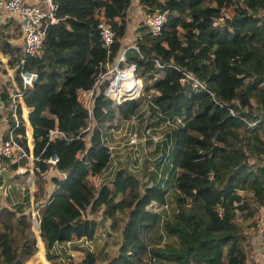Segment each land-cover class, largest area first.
Here are the masks:
<instances>
[{"label": "trees", "instance_id": "trees-1", "mask_svg": "<svg viewBox=\"0 0 264 264\" xmlns=\"http://www.w3.org/2000/svg\"><path fill=\"white\" fill-rule=\"evenodd\" d=\"M53 1L60 20L48 27L41 54L24 57L5 33L10 24L0 25V50L10 67H17L20 87L21 69L38 74L24 100L33 128L35 201L49 182L53 185L38 206L47 259L57 264L54 245L93 240L99 224L111 220L120 235L117 253L100 258L84 248V258L69 264H248L255 250L251 229L264 234L259 214L264 210V0H136L146 14L164 13L166 22L156 36L140 22L133 35L138 50L129 49L128 62L121 65H137L158 122L181 117L185 122L164 128L165 162H157L154 182L144 188L133 169L120 160L114 166L111 154L120 159V152L107 144L111 130L137 114L142 98L118 103L107 96L106 80L91 117L78 98L119 57L135 0ZM101 18L116 33L109 48L100 36ZM1 85L2 100L11 104L10 84ZM18 116L14 133L29 153L21 111ZM9 125L16 126L12 115ZM54 129L65 136L50 139ZM54 154L55 167L66 177L47 163ZM2 158L11 171L18 169V163ZM20 163L28 166V159ZM88 172L114 175L97 188ZM4 179L0 173V196ZM169 195L175 204L170 215ZM23 207L0 205V264H24L39 251L31 215ZM88 209L102 219L90 218ZM154 232L176 241L159 246ZM39 260L49 264L40 252L26 264Z\"/></svg>", "mask_w": 264, "mask_h": 264}, {"label": "built area", "instance_id": "built-area-1", "mask_svg": "<svg viewBox=\"0 0 264 264\" xmlns=\"http://www.w3.org/2000/svg\"><path fill=\"white\" fill-rule=\"evenodd\" d=\"M58 5L53 0H0V23L7 20L12 19L13 17H17L19 24L21 25V32L23 34V46H24V57L27 56H36L41 54V51L44 47V39L46 37L47 29L51 24L57 23L60 18L57 14ZM166 22V16L164 13L160 11H156L154 13H147L145 16V23L150 28V31L153 35H159L162 32L163 26ZM101 39L104 45L109 48L115 42L116 33L111 28V26L101 18V21L98 25ZM138 50V46L136 44L124 48L117 58L116 62L110 63L106 67V71L101 74L99 80L95 83L93 88L89 91H85L82 93L83 97H79V101L85 105V107L89 111V116L91 117L93 111V103L94 98L98 92V88L100 83L104 81H109V85L106 89V94L111 99L117 101L118 103H122L124 101L135 99L142 94L144 90L143 80L137 74L138 67L134 63L127 64L122 66V63L128 62L127 52L129 49ZM25 61L22 60L20 67L24 64ZM20 78L22 81V87L18 83L14 86V90L11 94L12 96V115L16 120V126L10 128L9 134L2 140L1 143V155L11 159L12 162L18 163L17 173L20 175V182L18 185H21L22 191L26 190L27 194L33 197L35 191V182H34V141H33V128L29 122V109L25 103V89L33 87L35 82L38 80V74L34 71L21 69ZM153 102H151L152 104ZM19 111H21V116L25 120L28 137H29V145L30 151L26 153L23 147L17 140V136L15 135V129L20 123V118L18 116ZM233 112V110H231ZM185 123L183 118H178L177 122H172L167 120L164 122L166 127L176 126L180 123ZM92 121L91 118L88 119V127L86 130L91 128ZM251 125H254L251 124ZM127 129V127H126ZM145 135L141 136L138 131L129 132L124 131V135L128 134V144L134 146L137 150L140 149L139 145L143 140L150 139L153 142L157 143L158 139L153 131L152 127L144 128ZM116 132L113 130V133ZM64 135V133L60 132L58 129L51 130L50 139L55 138L58 135ZM143 135V134H142ZM114 137H118V135H114ZM164 139V135L161 138V141ZM163 143V142H162ZM107 144L110 148L115 147L113 140H108ZM134 150L132 154L136 151ZM116 152H112L111 157L114 158V166H118L119 162L115 157ZM131 154V155H132ZM24 158L28 159V166L21 165L20 162ZM58 162V155L54 154L49 157L47 163L52 165L53 173L60 176L66 177V173L57 169L55 165ZM139 158L136 160L134 168L136 166H140ZM136 172L137 170L134 169ZM28 173V176L26 174ZM53 174V175H54ZM26 176V185L23 183V179ZM98 175V174H96ZM214 174H211L213 177ZM86 177H95V175L88 172ZM33 203V200H32ZM220 214H222V210H219ZM39 210L35 208L34 204H32V214L34 216V226L40 224L39 218L37 217ZM163 232V231H162ZM165 237V235H164ZM166 238V237H165ZM94 240V239H93ZM92 239L82 238L77 240H69L65 243H57L52 248V252L55 255H63L66 250H69L72 243H80L84 247L90 248L93 242Z\"/></svg>", "mask_w": 264, "mask_h": 264}, {"label": "rangeland", "instance_id": "rangeland-1", "mask_svg": "<svg viewBox=\"0 0 264 264\" xmlns=\"http://www.w3.org/2000/svg\"><path fill=\"white\" fill-rule=\"evenodd\" d=\"M138 6L139 5H138L137 1L135 0L133 7L131 8V12H130V15L132 16V22L133 23H129V26H128L129 35L132 34L133 30L135 29L134 27H136L139 22L145 21L146 13L143 9H140ZM226 9H228L227 10L228 12H231L230 7L226 6ZM14 28H15V24L11 23L10 26L5 31L6 34H7V32L9 33L7 35L11 36L9 38H10V40H12V43H15L21 37L19 31L14 32ZM13 35L15 36L14 39H13ZM128 37H129L128 35H125V37L123 38L125 40V42H126ZM131 37H132V35H131ZM0 55H1V53H0ZM149 95H150V93H148L146 90L145 91L143 90L142 94H140V96H139L140 98H142V105L139 108V111L137 112V114L129 121H126V120L121 121L118 124V127H116V128L114 127L111 130L112 133H113V130H115L116 132H114L113 134L118 135V137L113 136V139H112L114 141L115 147H117L115 149L119 150V152H120L119 153L120 159L117 158L116 160H120V162H122V166L127 165L129 168H131L133 170L134 169L137 170L136 173L138 174V179L140 180V184H142L143 188L147 184H151V185L153 184L154 177L152 176V173L154 171H157V168H158V166H156L157 162H160L162 164H164V162H165V161L163 162V159H162V157H163V152H162V148H163L162 144L163 143L162 142L166 138H164L162 141H161V138L163 135H165L164 133H165L166 129H164V128L166 127V125H165V123H163L161 121L158 122L157 117H154L152 115V111H153L151 108V102L152 101H151V98ZM113 121L112 122L109 121L108 124L113 126L114 125ZM150 122H152V123H150ZM156 122H158V123H156ZM126 127H127V129H126ZM145 127H152L153 128L154 133H156L155 135L158 136L157 137L158 142L155 143L150 139L143 140L141 142V144L139 145L140 149L136 150L134 148V146L128 144V140H127L128 134L124 135L123 133H124V131L127 130L129 132V136H130V132L136 130L139 133L142 131L143 135H141V134L140 135L144 136L145 135V131H144ZM159 147L161 149H159ZM134 150H136V151L132 154V152ZM129 156H131V158H129ZM138 158H139V161L141 164H140L139 168H138V166H136L137 168H134L136 160ZM160 167H162V166H160ZM109 171H111V170H109ZM113 172H105L103 174L95 175V177H92V178H90V177H86V178L88 180H90V182L92 184H94L97 188H101L104 183L111 181V179L113 178V175H114ZM26 176H28V173L26 174ZM26 176H25V179H23V183L25 185H26V179H27ZM151 178H153V179H151ZM18 186H19V190L21 192H23L21 185H18ZM52 188H53V185L51 184V182H49L47 189H46V193L42 197L45 198ZM11 193L12 194H18L19 192H17V190L13 189V191ZM24 193L26 194L24 197L15 196L16 201L17 200L20 201V203H17V205L23 204V206H26V207H23L22 210H25V212H27L28 214L31 215V218L32 217L34 218V216L32 215V203L29 206L28 201H27V199L29 200V198H27L28 194H27L26 190L24 191ZM30 198L33 199L34 197H30ZM169 198H170V195L168 196V199ZM7 200H9V203H11L9 195L7 196V199H4V200L0 199V204L3 205V203L4 204L7 203ZM21 202H23V203H21ZM169 202L170 203H169L168 214L170 215L173 211H175V204H174V201L171 200V198H170ZM28 206L31 208H29ZM34 206H36V201L34 203ZM87 213L89 214L90 218H96L97 220L102 219L101 214H98V215L90 214L89 209L87 210ZM259 214H260V221H261L262 218H264V210H262V212ZM110 221L111 220H109L108 222H110ZM261 222H263V221H261ZM105 224L106 225L101 227L100 230L98 231L99 232L98 233V237H99L98 240H100V239L101 240L98 242H95L94 248H93L94 252H96L99 257L103 256L104 254L114 255L117 253L118 248H119V245H118L119 244L118 241L120 239L119 233L117 231L113 230L111 223L106 222ZM33 229L35 231L34 226H33ZM159 232L161 233L162 231L160 230ZM38 233L39 232L35 231L36 238L38 237ZM153 237H154L153 243L160 242L159 244H157L159 246H164L163 244L168 242V240L176 241V238L168 239V238L164 237V234L158 235L155 232L153 233ZM249 240L252 242L251 247L253 245L255 250H254V253H252V255L250 256L248 264H264V244L261 247L259 246V242L264 241V234H263L262 230L255 231L254 229H251ZM257 251L261 254H258ZM255 252H257L256 259H255ZM84 254H85V252H84ZM56 256H57L56 258H59L62 256V254L56 255ZM29 260L24 262V264L29 262ZM70 261H71L70 258H67V256H64L63 259H57L55 262L57 264H67V263L69 264ZM41 262L42 261L39 260L38 262H36V264H42Z\"/></svg>", "mask_w": 264, "mask_h": 264}, {"label": "crops", "instance_id": "crops-1", "mask_svg": "<svg viewBox=\"0 0 264 264\" xmlns=\"http://www.w3.org/2000/svg\"><path fill=\"white\" fill-rule=\"evenodd\" d=\"M140 9H142V7L139 5L138 6ZM130 12H131V10H130ZM11 23H15V28H14V32H16V31H19L20 32V35H21V37L15 42V43H12V40H10L11 41V43L13 44V45H16V46H20L21 48H22V51L24 52V46H23V34H22V32H21V25L19 24V21L17 20V17H13L12 19H7V20H5V21H3V22H1L0 23V25H3V24H11ZM130 23H133L132 22V16L130 15ZM140 23V22H139ZM139 23L137 24V26L136 27H134L135 29L133 30V32H132V37H131V35H129V31H127V33H126V35H128L129 37L127 38V40H126V42H125V40L123 39V42H124V46H123V49L124 48H128V47H130V46H132V45H134V44H136L135 42H134V38H133V35H134V31L137 29V27H138V25H139ZM9 30V29H8ZM129 30V29H128ZM7 34H9L8 32H7ZM14 35H13V39H14ZM0 53H1V55H0V85L2 84V83H6V82H8L9 84H10V92H11V94H12V92H13V88H14V86L16 85V83H18L17 82V80H16V72H17V67L16 68H12V67H10V65H9V63H8V57L5 55V54H3L2 53V51L0 50ZM18 67H19V65H17ZM2 86V85H1ZM1 86H0V88H1ZM83 92H85V91H80L79 92V94H78V96L80 97H83V95H82V93ZM12 97V96H11ZM11 109V110H10ZM10 115H12V103L11 104H6L3 100H2V97H1V91H0V173L2 174V175H4L5 173H8L10 176H9V179H8V181L6 182L5 181V179H4V184H3V186L1 187V191H2V194H1V196H0V199H7V196L9 195V197H10V200H11V203H9V200H7V203H3V205L2 204H0V205H2V206H8V207H11V206H15V205H17V203H20V201H16V199H15V196H22V197H24L26 194L25 193H23V192H21L20 190H19V186H18V184H19V182H20V177L19 178H17L16 177V175L18 174L17 173V170L16 171H11L10 170V163H8V162H5L4 161V159L2 158V155H1V143H2V140L5 138V136H6V134L8 133L9 134V130H10V125H9V117H10ZM13 116V115H12ZM13 118H14V116H13ZM15 119V118H14ZM30 122V121H29ZM28 167H29V164H28ZM53 171V170H52ZM4 177H5V175H4ZM21 183V182H20ZM13 189H15V190H17V192H19L18 194H12L11 192L13 191ZM52 190H53V188L50 190V192L48 193V195L44 198V197H42V199H40V200H38L37 202H36V206H35V208L36 209H38L45 201H46V199L49 197V195L51 194V192H52ZM35 193H36V185H35V191H34V194H33V199H31L30 197L31 196H29L28 195V198H29V200H28V204H29V206H30V204L32 203V200H33V203L32 204H34L35 203ZM20 194V195H19ZM39 204H40V206H39ZM39 206V207H38ZM29 208H31V207H29ZM33 215V214H32ZM37 217H38V215H37ZM258 218H259V215H258ZM34 218L32 217V223H33V226H34ZM99 221V220H98ZM261 221H263L264 222V218H262V220ZM260 221V222H261ZM263 222H261V227L263 226L264 227V223ZM107 223H112V221H110V222H107ZM103 226H105L104 224H102V223H100L99 224V229H98V231L100 230V228L101 227H103ZM34 230V229H33ZM35 232V231H34ZM98 233L99 232H97V235H96V238H94V240H93V242H92V245H91V247L89 248L91 251H93L94 252V250H93V248H94V244H95V242H98V241H100V240H98ZM37 242H38V247H39V251H40V248L42 247L43 248V251H44V256H45V258H46V260H47V262H49V264H52L48 259H47V257H46V253H47V250L45 249V246H44V243L42 242V240H41V237L39 236V234H38V237H37ZM264 244V242L263 241H260L259 242V246L261 247L262 245ZM84 248H88V247H84V246H82L80 243H78V242H76V243H72L71 244V246H70V248H69V250H66L65 251V253L61 256V257H59L58 259H63L64 258V256H67V258H70L71 259V261H70V263H72V262H74V263H77L78 261H80V260H82L83 258H84V256H85V254H84ZM39 251L37 252V254H39ZM258 252V251H257ZM257 252H255V259H256V257H257ZM96 253V252H95ZM36 254V255H37ZM54 254V253H53ZM258 254H261V253H259L258 252ZM36 255H34V256H36ZM103 256H101L100 258H102ZM31 260V259H30ZM29 260V261H30ZM158 262V264H159V261H157ZM42 264H46V262H41ZM68 264V263H67Z\"/></svg>", "mask_w": 264, "mask_h": 264}, {"label": "water", "instance_id": "water-1", "mask_svg": "<svg viewBox=\"0 0 264 264\" xmlns=\"http://www.w3.org/2000/svg\"><path fill=\"white\" fill-rule=\"evenodd\" d=\"M4 175H5V181L7 182L8 179H9V176H10V175H9L8 173H5ZM34 228H35V231H36V232H39L38 234H39V236H40V224H37L36 226H34ZM33 257H35V256H33ZM33 257H32V258H33ZM32 258H31V259H32Z\"/></svg>", "mask_w": 264, "mask_h": 264}, {"label": "bare ground", "instance_id": "bare-ground-1", "mask_svg": "<svg viewBox=\"0 0 264 264\" xmlns=\"http://www.w3.org/2000/svg\"><path fill=\"white\" fill-rule=\"evenodd\" d=\"M40 252H41L42 256L45 257V256H44V251H43L42 248L40 249Z\"/></svg>", "mask_w": 264, "mask_h": 264}]
</instances>
